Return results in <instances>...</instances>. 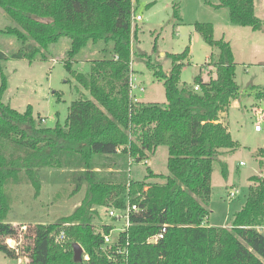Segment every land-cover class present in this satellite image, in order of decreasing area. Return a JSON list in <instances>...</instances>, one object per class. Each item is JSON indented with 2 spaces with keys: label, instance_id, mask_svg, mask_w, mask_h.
<instances>
[{
  "label": "trees",
  "instance_id": "obj_1",
  "mask_svg": "<svg viewBox=\"0 0 264 264\" xmlns=\"http://www.w3.org/2000/svg\"><path fill=\"white\" fill-rule=\"evenodd\" d=\"M213 6L227 8L236 25L261 27L253 0H218ZM0 8L15 22L0 33L19 43L9 57L29 62L38 56L46 59L44 50L65 36L69 47L63 65L90 95L81 93L70 102L63 124L42 127L36 123L31 105L20 112L3 102L7 84L2 76L0 252L17 256L6 244L7 237L18 234L6 221L13 204L9 187L29 184L37 196L42 169L69 168L73 193L85 186L84 196L70 214L33 227L26 264H111L101 248L99 232L107 233L110 226L101 223L98 228L94 220L99 216L98 207L119 209L128 203L136 204L137 211L130 214V226L120 236L121 243L128 241L127 259L117 257L113 264H264V175L249 177L245 201L230 226L205 222L213 160L221 150L237 147L220 113L239 90L231 45L213 37L210 22H195L194 26L205 42L218 49L213 57L215 77L205 81L198 73L192 85L179 86L187 47L181 53L168 54L172 60L168 73L154 69V75L163 79L166 101L143 102L130 94L131 38L136 34L131 29L130 0H0ZM100 41L103 47L96 50L98 58L89 60V71L73 69L75 55L89 42ZM6 58L0 50V60ZM260 94L257 91L255 96ZM160 145H166L168 151V174L162 176V182L148 181L159 175L149 168L142 180L120 175L123 156L139 162ZM256 157L264 167V146ZM220 171L225 177L224 162H220ZM162 227L163 237L148 242ZM61 230L65 240L56 243L53 235ZM74 242L82 246L87 259L73 260Z\"/></svg>",
  "mask_w": 264,
  "mask_h": 264
},
{
  "label": "rangeland",
  "instance_id": "obj_2",
  "mask_svg": "<svg viewBox=\"0 0 264 264\" xmlns=\"http://www.w3.org/2000/svg\"><path fill=\"white\" fill-rule=\"evenodd\" d=\"M217 3L218 0H130L131 10L140 16L131 24L132 32L135 29L136 34L131 38L130 69L134 82L143 87L142 90H132L139 101L165 102L163 79L154 75V69L169 72L172 60L168 54L181 53L188 47L179 86L192 85L198 73L205 81L215 77L213 57L218 54V49L204 41L195 29V22H210L213 37L230 43L235 60L234 78L239 90L228 108L220 113V119L228 126L237 147L221 150L213 160L212 190L207 205L209 214L205 221L209 225L227 227L245 201L251 184L249 177L264 175V167L259 165L256 157L257 150L264 146V0H253L254 13L261 21L259 29L232 23L227 8H214ZM9 25H15V22L0 8V29ZM18 47L19 43L13 36L0 33V50L8 57L0 60V84L3 75L7 84L3 102L20 112L31 105L36 123L42 127H53L57 122L63 124L70 102L79 98L82 92L90 97L63 65L69 39L61 37L44 50L46 59L38 56L31 62L25 58L9 57ZM101 47V41L96 44L89 42L72 59V68L88 72L89 60L99 57L96 50ZM148 62L155 67L149 66ZM257 91L261 93L260 98L255 96ZM259 118L262 131L257 133L253 127ZM123 157L125 162L120 166L123 178L142 180L148 168L159 174L149 178L151 182H162V176L168 174L166 145L156 147L152 154L139 162L127 159L126 155ZM220 162L226 164L225 177L221 174ZM71 171L69 168L42 169V186L37 196L29 184L9 187L13 204L6 221H16L13 226L22 232L24 252L19 262H25L33 227L38 223L55 222L70 214L83 198L85 186L73 193ZM232 188H238L239 192L229 200L227 192ZM98 213L94 220L98 228L101 223H111L106 207H98ZM115 224L119 226L121 222L115 221ZM14 262H18L16 258L0 252V264Z\"/></svg>",
  "mask_w": 264,
  "mask_h": 264
},
{
  "label": "built area",
  "instance_id": "obj_3",
  "mask_svg": "<svg viewBox=\"0 0 264 264\" xmlns=\"http://www.w3.org/2000/svg\"><path fill=\"white\" fill-rule=\"evenodd\" d=\"M134 10L131 11V20L132 22L137 21L140 19L139 15H135ZM133 88H138L139 90H142L143 87H141L139 84H136L133 79V75L130 79V94L132 95ZM194 89H198L197 86H194ZM133 96V95H132ZM134 100L135 97L133 96ZM254 131L259 132L262 130L261 127V119L259 118L257 122L254 124L253 127ZM132 159V158H131ZM239 164H242L240 162ZM239 190L238 188H232L228 190L227 192V199H233L237 194ZM137 211V206L134 203L127 204L124 208H114L109 207L106 208V215L108 218L111 219V223H107V225L110 226V230L107 233H104L103 231H99L103 238V244H102V250L107 253L108 259L111 261V264L115 262L117 257L120 258L122 261H126L127 259V245L128 241L126 240L124 243H121L120 236L122 233L127 232L128 227L130 226V214ZM115 221L121 222V225L117 226L115 224ZM165 231V227H162L161 230L154 235H151L147 238V241H153L154 243L157 242L159 239L163 237ZM22 232L18 230V234L14 237H11L10 239H6L7 246L12 249L16 253V259L19 262V259L21 258L22 253L24 250H22ZM115 233V236L113 235ZM54 242L56 243H62L65 240V233L63 230L59 231L58 233L53 235ZM27 249V248H26ZM27 258V254H25L24 259ZM82 258L87 259V255H82Z\"/></svg>",
  "mask_w": 264,
  "mask_h": 264
},
{
  "label": "water",
  "instance_id": "obj_4",
  "mask_svg": "<svg viewBox=\"0 0 264 264\" xmlns=\"http://www.w3.org/2000/svg\"><path fill=\"white\" fill-rule=\"evenodd\" d=\"M150 243H154V242L150 241ZM72 249H73V260L75 262H80L82 260V254H83L82 246L79 243L74 242L72 245Z\"/></svg>",
  "mask_w": 264,
  "mask_h": 264
},
{
  "label": "crops",
  "instance_id": "obj_5",
  "mask_svg": "<svg viewBox=\"0 0 264 264\" xmlns=\"http://www.w3.org/2000/svg\"><path fill=\"white\" fill-rule=\"evenodd\" d=\"M134 78V77H133ZM83 93V92H82ZM83 94H85V93H83ZM132 95L135 97V99L136 100H138L137 99V97L135 96V94L133 93V91H132ZM139 101V100H138ZM262 131V130H261ZM261 131H259V132H261ZM259 132H257V133H259ZM120 161V160H119ZM108 170H111V168H109ZM115 170H116V172L117 171H119L120 169L119 168H115ZM79 204V203H78ZM12 225H15L16 224V221H9ZM206 224H208V223H206ZM209 225V224H208ZM25 260V262H14L13 264H26L27 263V260H28V258H25L24 259ZM9 264H11V263H9Z\"/></svg>",
  "mask_w": 264,
  "mask_h": 264
}]
</instances>
